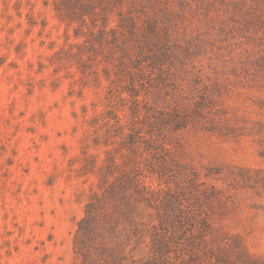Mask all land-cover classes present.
Returning a JSON list of instances; mask_svg holds the SVG:
<instances>
[{
	"label": "rangeland",
	"instance_id": "374dc122",
	"mask_svg": "<svg viewBox=\"0 0 264 264\" xmlns=\"http://www.w3.org/2000/svg\"><path fill=\"white\" fill-rule=\"evenodd\" d=\"M78 234L264 264V0H0V264Z\"/></svg>",
	"mask_w": 264,
	"mask_h": 264
},
{
	"label": "trees",
	"instance_id": "16d2710c",
	"mask_svg": "<svg viewBox=\"0 0 264 264\" xmlns=\"http://www.w3.org/2000/svg\"><path fill=\"white\" fill-rule=\"evenodd\" d=\"M87 230L90 231L91 226H89ZM79 237L80 234L77 235L74 244L75 253L80 257V262L78 264H127L121 257H115V254L107 255L105 249L97 250V248L94 249L93 246L91 247L93 250L90 248L79 249L77 245V240L80 239Z\"/></svg>",
	"mask_w": 264,
	"mask_h": 264
}]
</instances>
